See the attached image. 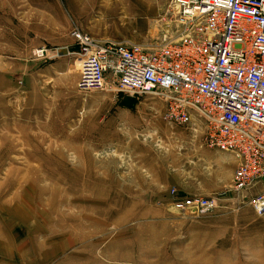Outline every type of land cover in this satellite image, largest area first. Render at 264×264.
Masks as SVG:
<instances>
[{"label": "rangeland", "instance_id": "374dc122", "mask_svg": "<svg viewBox=\"0 0 264 264\" xmlns=\"http://www.w3.org/2000/svg\"><path fill=\"white\" fill-rule=\"evenodd\" d=\"M169 1L0 0V263L264 264L255 190L231 188L236 161L205 144L201 118L165 120L108 69L77 87L74 27L157 44ZM194 195L212 204L172 206Z\"/></svg>", "mask_w": 264, "mask_h": 264}, {"label": "built area", "instance_id": "2783aa9c", "mask_svg": "<svg viewBox=\"0 0 264 264\" xmlns=\"http://www.w3.org/2000/svg\"><path fill=\"white\" fill-rule=\"evenodd\" d=\"M169 3L176 6L175 28L157 44L99 39L74 27L77 87H102L108 69L117 90L159 97L165 120L195 129L194 115L201 118L205 144L236 161L231 188L254 189L247 202L263 214L264 0ZM211 204L194 195L172 206L194 213Z\"/></svg>", "mask_w": 264, "mask_h": 264}, {"label": "water", "instance_id": "95a60500", "mask_svg": "<svg viewBox=\"0 0 264 264\" xmlns=\"http://www.w3.org/2000/svg\"><path fill=\"white\" fill-rule=\"evenodd\" d=\"M67 52V48L65 46H59L56 48V53L60 54V53H65Z\"/></svg>", "mask_w": 264, "mask_h": 264}, {"label": "crops", "instance_id": "0c3cea01", "mask_svg": "<svg viewBox=\"0 0 264 264\" xmlns=\"http://www.w3.org/2000/svg\"><path fill=\"white\" fill-rule=\"evenodd\" d=\"M0 264H6V263H0Z\"/></svg>", "mask_w": 264, "mask_h": 264}, {"label": "bare ground", "instance_id": "6f19581e", "mask_svg": "<svg viewBox=\"0 0 264 264\" xmlns=\"http://www.w3.org/2000/svg\"><path fill=\"white\" fill-rule=\"evenodd\" d=\"M178 211V210H177Z\"/></svg>", "mask_w": 264, "mask_h": 264}]
</instances>
